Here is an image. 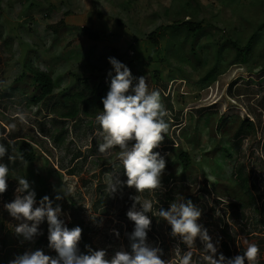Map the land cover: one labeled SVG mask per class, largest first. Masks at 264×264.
Wrapping results in <instances>:
<instances>
[{
	"label": "rangeland",
	"instance_id": "rangeland-1",
	"mask_svg": "<svg viewBox=\"0 0 264 264\" xmlns=\"http://www.w3.org/2000/svg\"><path fill=\"white\" fill-rule=\"evenodd\" d=\"M182 20L200 21L202 30L192 36L166 28ZM262 21L264 0H0V134L30 143L39 153L34 164H9L8 188L0 195V257L4 241L15 243L17 257L32 251L48 229L42 221L31 241L14 232L23 221L13 219L4 205L15 198L14 176H25L36 193L34 207L45 195L54 200L53 189L61 188L65 197L53 204L62 209L58 218L65 226L78 219L90 248L105 250L106 259L121 248L130 251L134 224L126 212L138 195L141 202L153 201L147 242L162 249L161 259L171 261L179 246L192 251V264H204L203 243L197 239L189 249L170 236L157 215L183 196L201 209L198 223L217 245V255L221 242L228 243L233 257L242 254L244 237L258 245L257 264H264V71L229 62L213 69L216 60L239 58L230 42L244 41ZM161 26L159 46L153 47L146 37ZM110 57L126 64L134 77L144 76L167 110L171 127L154 149L166 161L160 189L137 193L122 185L110 194L108 173L126 180L116 166L118 148L99 152L103 141L95 118L61 116L65 109L57 102L66 94L89 95L106 82ZM27 66L53 79V94L42 103L28 100L35 91ZM169 145L191 157L182 178ZM168 176L174 178L165 182Z\"/></svg>",
	"mask_w": 264,
	"mask_h": 264
},
{
	"label": "clouds",
	"instance_id": "clouds-1",
	"mask_svg": "<svg viewBox=\"0 0 264 264\" xmlns=\"http://www.w3.org/2000/svg\"><path fill=\"white\" fill-rule=\"evenodd\" d=\"M108 64V91L101 99L102 109H98L95 115L96 135L103 141L98 150L106 153L118 148L116 166L123 170L126 180L121 181L108 173L107 191L114 194L122 185L137 193L160 189L166 161L153 149L159 147L169 129L165 119L167 110L161 102L160 92L150 91L144 76L134 77L129 67L116 58H108ZM5 157L8 164L4 162ZM17 161L27 163L12 141L0 134V195L8 188L7 180L11 175L9 164ZM14 178L17 181L15 198L4 208L13 219L23 221L14 228L15 234L31 241L39 234L38 225L46 220L48 248L56 256L46 255L43 250L37 249L17 256L10 264H192L193 253L190 250L182 252L176 246L173 259L165 261L161 259L162 249L147 242L151 224L147 214L153 212L154 206L150 199L141 202L138 195L131 198L132 206L126 212L127 219L134 224L133 231L128 235L130 251L121 248L106 259L105 250L93 251L87 245L86 253H81L78 244L82 229L79 226L68 229L64 221L58 218L62 209L58 203L53 204L65 197L61 188L53 189L56 193L54 200L45 195L39 201V206L34 207L37 203L36 193L30 182L25 176ZM137 205L140 206L139 210ZM157 215L170 227V236L179 238L189 249L197 239L203 243L204 264H257L259 247L244 237H241V241L246 248L242 254L231 258H226L222 253L217 255V245L212 242L208 230L198 223L201 209L183 196L171 202L167 209L160 208ZM92 219L94 221L96 216ZM28 222H32L31 225ZM113 234L119 236L115 230Z\"/></svg>",
	"mask_w": 264,
	"mask_h": 264
},
{
	"label": "trees",
	"instance_id": "trees-1",
	"mask_svg": "<svg viewBox=\"0 0 264 264\" xmlns=\"http://www.w3.org/2000/svg\"><path fill=\"white\" fill-rule=\"evenodd\" d=\"M237 1V0H234ZM164 27H158L151 33H149L146 37V40L152 44L153 47H158L159 42L158 38L161 37L162 30ZM167 29H170L171 31H175L177 29H184L187 34H190L192 36L198 35V33L202 30V25L200 21H175L171 23ZM264 38V21L257 24V26L253 29L252 33L244 40L239 42L238 40L234 42H230V49H233V51L236 53L237 57H234L233 59L229 58H221L219 60L214 61L213 69H221L223 65L229 62V64H245L247 65V68L251 71V66H255L256 68H261V71H264V40L260 42V40ZM259 44V50H256V46ZM262 59V61H260ZM260 65L259 67H257ZM27 74L30 78L33 80V90L35 91V95L33 97H29V102L32 104H39L47 100L54 91L55 85L53 82V79L50 74H48L45 71H41L38 69H35L34 67L27 66ZM222 70V69H221ZM222 73H219V75ZM109 79H106V82L101 86H93L92 90L89 92V95H86L84 91H78V92H71L66 94L63 99L64 101L57 102L60 106H62L65 111L61 113L62 118H68V119H77L79 114L82 113L84 116L88 118H95L96 111L98 109H102L101 99L106 95L109 87ZM14 91L13 87H9L7 89V92L12 93ZM78 103V104H77ZM81 104H82V108ZM166 122L169 124L168 119L165 117ZM232 122V121H231ZM227 122V124L231 123ZM225 125L224 119H220L218 121V127L220 126V129ZM171 125L169 124V128ZM247 130H252V125L249 123L247 125ZM169 131V129H168ZM226 131H220L221 136H227L225 133ZM242 132V129L240 128L234 137H238L239 134ZM167 133L165 134V137H167ZM17 137H11L10 141L15 145L18 152H20L23 155L24 161H26V164H34L38 157V152L34 149V147L25 141H16ZM163 143L159 146H161ZM168 147L171 151H176V160L178 165L181 168V178L185 176V174L189 171L191 167V157L189 153L179 148L178 146L176 148L171 147L172 145H169ZM154 151V149H153ZM174 176V175H173ZM173 176H168L165 179V182H168L169 179L174 178ZM43 186V184H41ZM186 200H190L189 197L186 198ZM76 226H79L82 229L81 223L78 222V219H75V217H72L69 223L66 225L68 229H72ZM48 229L47 232L43 237H41L33 246L32 251H35L37 249L43 250L46 255L55 257L56 253L49 249L47 247L48 241ZM89 246V243L87 241V238L85 234H81V239L78 244V248L81 253H86L87 249L85 246ZM90 247V246H89ZM3 255L0 257V262L2 264H10V261H12L14 258H16L15 252V243L10 240H6L3 242ZM222 253L226 258H231L232 253L229 248L228 243L221 242L219 245V254Z\"/></svg>",
	"mask_w": 264,
	"mask_h": 264
}]
</instances>
